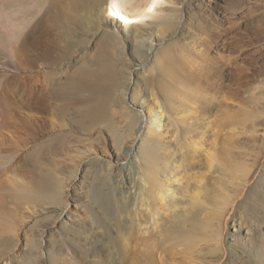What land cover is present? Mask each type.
<instances>
[{
    "label": "rangeland",
    "instance_id": "374dc122",
    "mask_svg": "<svg viewBox=\"0 0 264 264\" xmlns=\"http://www.w3.org/2000/svg\"><path fill=\"white\" fill-rule=\"evenodd\" d=\"M58 2L62 28L95 5ZM0 6L1 35L6 26L18 35L23 5ZM154 6L142 19L104 13L116 39L91 23L69 27L66 66L39 73L60 72L58 83L77 86L107 63L111 98L102 103L88 83L23 106L18 73L0 56V102L11 108L6 125L12 120L0 132V264H38L40 251L47 264H119L123 249L129 264H258L264 0ZM135 27L155 35L150 52L133 45Z\"/></svg>",
    "mask_w": 264,
    "mask_h": 264
},
{
    "label": "bare ground",
    "instance_id": "6f19581e",
    "mask_svg": "<svg viewBox=\"0 0 264 264\" xmlns=\"http://www.w3.org/2000/svg\"><path fill=\"white\" fill-rule=\"evenodd\" d=\"M4 1L7 3V7L9 6L14 7L20 4L23 5L24 9L22 11V15L26 19V22L23 26H21V31L19 32L18 35L10 34V31H13L12 27L11 28L8 27V29H7V26L5 27L7 30V34H8V35L7 34L5 35V38L4 36L1 35L2 33L0 31V56H3L7 62V65L16 69V72L18 73V78H19V81L22 83V91H23V95L21 99L22 101L25 102L23 103L24 104L23 106H25L26 103L36 104L40 106V105H44L45 103L51 101V97H54V96L57 97V95L58 97L59 96L60 97L61 96L70 97L71 95L75 94L79 89L84 88L88 83L91 84L90 86L94 87L93 91L95 94L98 95L97 101L99 103L109 100L111 98L110 97L111 89L104 88V85L102 84L104 82L102 80L106 76L109 78V75H111L109 71V65L107 63H105L104 65L106 69H103L102 71H100V73L98 72V73L90 74L91 82H84V83H81V85L78 84L77 86H73L70 83H61V82L58 83L59 81L58 73L60 72L54 71L55 73L51 74L50 76L41 75V77L39 73H42L43 69L48 68V67L50 69L58 70L60 66L62 65L66 66L65 62L63 61L64 55L60 53V47H61V41L70 32L69 27L70 28L75 27L76 25L78 27L79 24L81 25V24L91 23L95 27V30L102 31V33H104V35L108 38L116 39V34L114 32L111 33V32L105 31L107 24H110V23H108L107 20L104 19L103 17L104 13L110 12L114 9L115 10L121 9V10H124L125 13L132 12V14L134 15L133 18L131 17L132 19H142L143 17H146L150 14L149 12L154 9L155 7L154 5L159 3L160 0H151L146 5V7L138 5L136 1L134 0L132 1L130 0L128 1H125V0H87V2L89 3L93 2L95 5L93 7H90V9H87V10L85 9V7L84 8L81 7L82 11L79 12L80 14L78 13L79 18L77 20H73L74 16H72L73 18H68V23L65 22L67 26L64 28H62L63 22L58 24L60 17L61 19L63 18L62 17L63 13L61 12L60 6H59L60 2H58L59 0H0V3ZM126 6H128V8ZM0 8L2 7L0 6ZM54 21L57 23V25H54L53 23ZM132 33H133V42H134L133 45L135 44L139 46V48H141L143 52H146V53L150 52L154 44V40H155V35L153 34V32L148 31V30H142L138 27H135ZM173 62L176 63V61L174 60ZM170 69L173 74L174 73L175 74L177 73L178 75L180 74V70L177 67V65L175 64L171 65ZM97 78L99 79L97 80ZM125 101H126V95H123L121 102L125 103ZM149 104L150 103L148 102L143 103V105L145 106H149ZM9 109L6 108V105L0 102V132L1 131L3 132V129L6 131L7 130L6 127L7 126L9 127L11 125L12 120L11 121L9 120L10 125H6L7 124L6 118L8 117L7 114H8ZM9 118L10 117H8V119ZM149 123L156 128L157 126H159L156 123H152V122H149ZM0 136H2V134ZM262 139H264V137ZM131 147L128 148V153L118 156V162L123 161L125 156L128 157L129 152L130 153L132 152ZM122 169L124 170V165L122 166ZM125 179H126L125 180L126 184L129 187V185H131L129 174L128 175L125 174ZM168 197H170L169 198L170 200L173 199L171 195ZM55 224L56 222L50 225L44 224L41 231L44 234V232H47L51 229V226L54 227ZM149 229H151V231L154 232V224H151L149 226L148 231H150ZM255 229H256L255 231H258V232L262 231V244H259V247L256 246L257 248L255 247L258 253L256 254L258 256L257 263L264 264V217L262 218V223L255 224ZM148 231H145V233ZM255 248H254V251H255ZM127 254H128L127 251L125 252L124 249L120 251L119 264H129ZM38 255L40 258V261L38 264H47L46 260L42 258L43 255L41 251L38 253Z\"/></svg>",
    "mask_w": 264,
    "mask_h": 264
}]
</instances>
